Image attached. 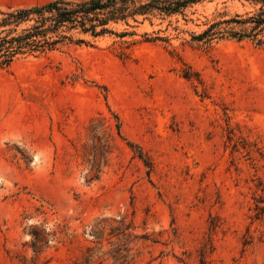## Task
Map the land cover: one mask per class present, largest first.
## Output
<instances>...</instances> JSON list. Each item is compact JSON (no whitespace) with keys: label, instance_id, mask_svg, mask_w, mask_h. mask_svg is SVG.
<instances>
[{"label":"rangeland","instance_id":"rangeland-1","mask_svg":"<svg viewBox=\"0 0 264 264\" xmlns=\"http://www.w3.org/2000/svg\"><path fill=\"white\" fill-rule=\"evenodd\" d=\"M259 5L197 0L0 69V264H264V45L193 37Z\"/></svg>","mask_w":264,"mask_h":264},{"label":"trees","instance_id":"trees-1","mask_svg":"<svg viewBox=\"0 0 264 264\" xmlns=\"http://www.w3.org/2000/svg\"><path fill=\"white\" fill-rule=\"evenodd\" d=\"M194 1L197 0H52L41 5L0 10V69L9 68L22 56H38L71 44H89L84 36H133L135 24L179 13ZM251 1L260 4L252 15L223 21L238 23L240 30L229 26L218 30L215 28L218 23H212L193 37L209 41L216 35L226 34L237 40L249 37L264 45V0ZM118 24L126 27L117 30ZM144 36L146 40H164L147 33ZM116 127L119 133L118 123ZM256 209L263 212L264 205L256 204ZM34 235L33 246L38 249L43 238L41 233Z\"/></svg>","mask_w":264,"mask_h":264}]
</instances>
